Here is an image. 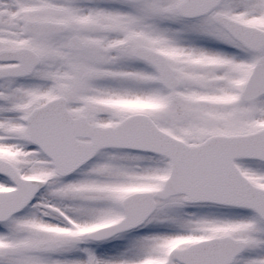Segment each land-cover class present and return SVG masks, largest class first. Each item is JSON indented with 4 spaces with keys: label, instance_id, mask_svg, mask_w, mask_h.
Returning a JSON list of instances; mask_svg holds the SVG:
<instances>
[{
    "label": "snow or ice",
    "instance_id": "6c2138e0",
    "mask_svg": "<svg viewBox=\"0 0 264 264\" xmlns=\"http://www.w3.org/2000/svg\"><path fill=\"white\" fill-rule=\"evenodd\" d=\"M0 264H264V0H0Z\"/></svg>",
    "mask_w": 264,
    "mask_h": 264
}]
</instances>
